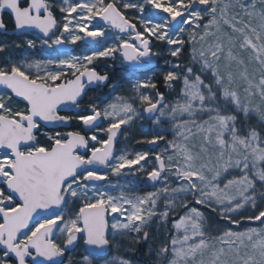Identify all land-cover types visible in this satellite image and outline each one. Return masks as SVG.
Returning <instances> with one entry per match:
<instances>
[{
    "label": "snow or ice",
    "instance_id": "1",
    "mask_svg": "<svg viewBox=\"0 0 264 264\" xmlns=\"http://www.w3.org/2000/svg\"><path fill=\"white\" fill-rule=\"evenodd\" d=\"M254 20L264 0H0V264H264Z\"/></svg>",
    "mask_w": 264,
    "mask_h": 264
},
{
    "label": "rangeland",
    "instance_id": "2",
    "mask_svg": "<svg viewBox=\"0 0 264 264\" xmlns=\"http://www.w3.org/2000/svg\"><path fill=\"white\" fill-rule=\"evenodd\" d=\"M260 23H264V21H260V20H254L253 24L258 25ZM77 52L79 51V49H75ZM109 64L111 62H108ZM164 67V65L162 64V62L160 61H155L154 64L152 65V68L148 71V73H139V78L143 79L145 77H149L152 76L153 74H155L156 76L160 75V72L162 70V68ZM115 69H118V72H116L117 76H121L119 79V81H121L122 85L127 88L128 87V83H127V78L124 75V72L119 71L121 68L119 67V65L117 64V67ZM135 78V77H134ZM107 89H105L102 92H99L98 90H95L94 93H92L93 95H104L107 93ZM147 135V132L142 131L139 127V124L137 123V125H135L132 129H130L128 131V139L126 140L124 138V136H121L118 140V143L116 145L117 151L119 152L122 149H126L127 151H136V150H145L146 149V145H139L136 143V140H139L140 138H142L143 136ZM114 181L116 180L115 177L112 178ZM121 183H123V181H121ZM145 190H150L147 189L145 187ZM153 235L154 236H158V238L154 241V243L158 244L160 239H163L166 236V233L161 232L160 234H157L155 232V225L153 226ZM83 253V249L82 248H78L76 250V252L74 253V255H80ZM147 260L148 264H152L151 258L150 257H142L139 261H137V264H145V261Z\"/></svg>",
    "mask_w": 264,
    "mask_h": 264
},
{
    "label": "trees",
    "instance_id": "3",
    "mask_svg": "<svg viewBox=\"0 0 264 264\" xmlns=\"http://www.w3.org/2000/svg\"><path fill=\"white\" fill-rule=\"evenodd\" d=\"M119 71L124 72L122 69H120ZM116 72H118V69H114V70H112V71H111V75L113 76L114 79H116V80H121V79H119L121 76H120V75L117 76V75H116ZM156 79L159 80V79H160V75H159V76H156ZM120 82H121V81H120ZM104 90H105V89H104ZM104 90H103V91H104Z\"/></svg>",
    "mask_w": 264,
    "mask_h": 264
},
{
    "label": "flooded vegetation",
    "instance_id": "4",
    "mask_svg": "<svg viewBox=\"0 0 264 264\" xmlns=\"http://www.w3.org/2000/svg\"><path fill=\"white\" fill-rule=\"evenodd\" d=\"M4 19H5V22L6 23H8L9 25H10V21H9V18H8V16L7 15H5V17H4ZM11 30V29H10ZM0 39H5V40H8L9 42H10V40L12 39V38H10V37H2V36H0ZM96 90H100V89H96ZM103 90H100V92H102ZM78 249V248H77ZM76 249V250H77Z\"/></svg>",
    "mask_w": 264,
    "mask_h": 264
},
{
    "label": "water",
    "instance_id": "5",
    "mask_svg": "<svg viewBox=\"0 0 264 264\" xmlns=\"http://www.w3.org/2000/svg\"><path fill=\"white\" fill-rule=\"evenodd\" d=\"M151 67V66H150ZM150 67H149V69H150ZM149 69H147V70H149ZM102 90V89H101Z\"/></svg>",
    "mask_w": 264,
    "mask_h": 264
}]
</instances>
